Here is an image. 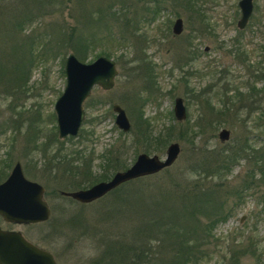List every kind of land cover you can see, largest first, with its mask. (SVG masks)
Segmentation results:
<instances>
[{
  "label": "rangeland",
  "instance_id": "obj_1",
  "mask_svg": "<svg viewBox=\"0 0 264 264\" xmlns=\"http://www.w3.org/2000/svg\"><path fill=\"white\" fill-rule=\"evenodd\" d=\"M21 1L0 0L2 18H9V12L19 8ZM74 1L65 0L53 14L37 18L26 26L23 36L32 29L42 34L56 22L72 25L83 11L75 8ZM158 1L161 8L155 19L143 26L148 41L139 44L142 50L131 43L109 42L88 50L82 62H90L105 51L114 60L117 75L110 90L91 88L82 103L84 117L75 136L57 137L53 112L65 83L63 62L72 50L56 52L29 66L20 88L15 84L13 65L18 54L12 46L19 41L0 42L4 49L0 57L4 62L0 68V163L9 164L6 176L19 161L24 176L44 187L50 209L45 221L16 224L0 218V228L19 231L49 251L57 264H88L100 255L102 247L97 242L98 228L104 224L98 219L101 210L113 203L104 195L92 205L80 206L58 190L88 187L95 182L87 181L101 174L109 179L141 152L163 158L166 145L177 142L178 157L166 168L165 176L183 168L189 155L197 159L221 150L232 160L227 159L225 174L212 180L219 185L216 198L223 203L225 219L201 244L203 255L196 264H232L231 253L236 264H264V181L260 184L258 169L253 166V156L264 153V0H252L251 15L242 29L235 25L238 0H190L189 9L185 8L186 0ZM177 17L182 20V31L172 35L171 25ZM139 56L145 59L141 65L147 66L144 73L138 71ZM177 96L185 107L182 121L174 119L172 113ZM113 103L124 109L130 123L128 132L114 125ZM141 120L147 122L152 137L160 134L169 138L161 148L144 151L145 143L137 133L143 127ZM222 128L229 131L225 141L217 137ZM33 129L37 134L29 140ZM150 144L153 146L154 140ZM236 148L240 151H234ZM107 155L115 160L107 163ZM262 168L264 171V164ZM88 171L89 177H85ZM124 213L115 229L127 226L124 219L128 213ZM79 215L84 218L81 224L96 233L79 229ZM113 233L118 235L117 230Z\"/></svg>",
  "mask_w": 264,
  "mask_h": 264
},
{
  "label": "trees",
  "instance_id": "obj_2",
  "mask_svg": "<svg viewBox=\"0 0 264 264\" xmlns=\"http://www.w3.org/2000/svg\"><path fill=\"white\" fill-rule=\"evenodd\" d=\"M64 1L22 0L19 8L17 6L15 10H10L12 14L9 12V18H2L0 15V42L7 43L10 39L19 41L12 43L18 54L17 61L13 64L16 86L23 87L29 66L42 62L56 52L72 50L82 61L88 50L103 42L117 45L131 43L133 47L142 50L139 44L148 41L143 26L151 23L161 8L158 0H75V8L80 7L83 11L72 25L56 22L42 34L35 33V29H32L23 36L26 26L37 18L53 14ZM86 3L87 6L84 5ZM184 5L187 9L192 6L190 0H186ZM2 52L3 47L0 48V57ZM98 54L109 55L105 51ZM139 61L138 71L144 73L143 69H147L146 65L141 67L145 62L144 57L139 56ZM3 67L4 62L0 59V68ZM143 78L146 79L145 75ZM141 122L143 127L137 133L141 134V140L145 143L144 151L150 147L161 148L169 138H162L160 134L152 137L147 122ZM12 123L16 128L15 120ZM28 126L33 128L31 123ZM36 132L33 129L29 140L36 136ZM151 140H154L153 146L150 144ZM238 145L240 148L243 146L240 143ZM234 151H238V148ZM261 153L252 158L255 162L253 166L259 170L256 169L260 175V184L264 181V155ZM190 157L192 156L189 155L186 159L184 167H180L173 175L169 173L165 176L164 173L168 172L165 168L156 174L127 181L106 194L113 204L103 208L98 218L104 222L98 228L100 236L97 242L102 245L100 255L89 260L88 264H196L203 255L201 244L212 236L213 227L225 219L223 203L216 198L219 185L212 180L216 181L225 174L228 158L221 150L208 157ZM106 159L107 163H111L115 157L107 155ZM231 161V158L228 159V162ZM109 165L114 167V164ZM115 166H118L117 161ZM8 167V163H0V181L5 177ZM89 174L88 171V174L83 175L89 177ZM107 178V174H101L87 182L91 184ZM261 197L264 199V189ZM124 211L128 213L127 220L124 219L127 226L115 229L118 217ZM81 216L79 215V229L88 231L89 228L81 224L84 220ZM115 230L118 232L116 236L113 233ZM89 232L96 233L94 230ZM243 252L244 250L241 253ZM236 260V256L231 253L229 261L236 264Z\"/></svg>",
  "mask_w": 264,
  "mask_h": 264
},
{
  "label": "water",
  "instance_id": "obj_3",
  "mask_svg": "<svg viewBox=\"0 0 264 264\" xmlns=\"http://www.w3.org/2000/svg\"><path fill=\"white\" fill-rule=\"evenodd\" d=\"M239 17L236 27L242 29L252 12V0H238ZM182 31V20L177 17L171 25L172 35ZM65 83L62 92L53 104L58 138L75 136L83 120V100L93 86L108 90L113 86L117 69L113 59L98 55L90 62L80 61L73 52L67 53L63 62ZM114 125L121 132H128L129 120L124 109L117 103L111 107ZM174 119L182 121L185 109L180 97H175L172 106ZM220 141L229 137L222 128L217 133ZM177 142L166 145L163 158L157 155L138 153L133 162L123 170L115 171L109 179L95 182L88 187L72 191H60L79 204L91 203L106 195L119 185L143 176L153 175L170 167L178 157ZM44 187L23 174L19 161H15L4 179L0 181V218L8 223L33 224L49 217V207L44 199ZM0 264H57L52 254L28 241L19 231L0 228Z\"/></svg>",
  "mask_w": 264,
  "mask_h": 264
},
{
  "label": "flooded vegetation",
  "instance_id": "obj_4",
  "mask_svg": "<svg viewBox=\"0 0 264 264\" xmlns=\"http://www.w3.org/2000/svg\"><path fill=\"white\" fill-rule=\"evenodd\" d=\"M236 28H237V27H236ZM243 28H244V27H243ZM113 84H114V83H113ZM95 86H96V85H95ZM98 87H99V86H98ZM112 87H113V86H112ZM112 87H111V88H112ZM99 88H100V87H99ZM111 88H110V89H111ZM100 89H101V88H100ZM110 89H108V90H110ZM101 90H103V89H101ZM108 90H103V91H108ZM88 96H89V95H88ZM177 97H179V96H177ZM86 98H87V97H86ZM86 98H85V99H86ZM180 98H181V97H180ZM85 99H84V100H85ZM84 100H83V101H84ZM181 100H182V99H181ZM82 103H83V102H82ZM113 104H114V103H113ZM113 104H111V107H112ZM182 105H183V102H182ZM183 106H184V105H183ZM184 109H185V107H184ZM111 110H112V109H111ZM125 114H126V113H125ZM129 130H130V128H129ZM129 130H128V131H129ZM124 169H125V168H124ZM122 170H123V169H122ZM112 174H113V173H112ZM78 189H80V188H78ZM60 191H67V190H58V194H60V193H59ZM69 191H72V190H69ZM66 197H67V196H66ZM70 199H71V198H70ZM49 210H50V209H49ZM49 215H50V213H49ZM33 244H34V243H33ZM35 245H36V244H35ZM36 246H37V245H36ZM38 247H39V246H38ZM41 248H42V247H41ZM43 249H44V248H43ZM52 256H53V255H52ZM53 258H54V257H53ZM54 260H55V259H54Z\"/></svg>",
  "mask_w": 264,
  "mask_h": 264
}]
</instances>
